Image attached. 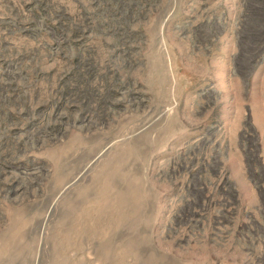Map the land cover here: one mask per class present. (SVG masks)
I'll return each mask as SVG.
<instances>
[{
    "label": "rangeland",
    "instance_id": "1",
    "mask_svg": "<svg viewBox=\"0 0 264 264\" xmlns=\"http://www.w3.org/2000/svg\"><path fill=\"white\" fill-rule=\"evenodd\" d=\"M0 264H264V0H0Z\"/></svg>",
    "mask_w": 264,
    "mask_h": 264
}]
</instances>
